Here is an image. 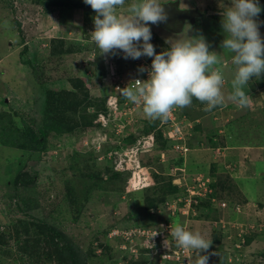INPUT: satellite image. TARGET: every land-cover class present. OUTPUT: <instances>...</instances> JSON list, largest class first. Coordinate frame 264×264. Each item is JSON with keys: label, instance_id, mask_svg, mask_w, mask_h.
<instances>
[{"label": "rangeland", "instance_id": "374dc122", "mask_svg": "<svg viewBox=\"0 0 264 264\" xmlns=\"http://www.w3.org/2000/svg\"><path fill=\"white\" fill-rule=\"evenodd\" d=\"M164 1L169 0H159V2ZM67 2L68 0H0V114L7 113L12 116L21 134L26 131L23 128L28 125L38 127L41 120L42 85H49L50 88L59 92L63 89L69 90L81 67L88 69V75H93L96 65H91L90 63H93L91 61L96 62L97 59L100 60L103 57L106 59L110 56L109 54L102 55L91 39L90 33L94 31L96 13H87L83 9L69 10L66 6ZM131 3L132 0H126L125 5L118 9V13L127 15L128 5ZM231 4L232 0H181L182 8L195 9L198 7L200 12L206 14V17L197 18L194 25L187 23L182 34L167 32L159 25L150 23L148 25L152 38L160 39L161 53L168 50L177 40H188L202 35L210 46L209 51L216 52L220 59V63L215 67L222 70L225 81L222 91L226 97L231 92V80L234 78L235 68L231 63L233 54L221 47L222 41L228 36L222 28V16ZM259 31L261 37L264 38V24H260ZM155 43V50H157V42ZM123 56L122 51L117 52L114 59L116 65L119 66L118 72L129 80L133 77L129 73L134 65L143 58L149 62L145 56L136 60L124 59ZM29 59L34 60L35 68L24 64V61ZM90 83L94 96L102 97L105 94L104 85L106 86L107 80H99L93 76ZM244 91L249 96L251 95L250 105L240 108L226 100L223 106L218 107L220 111L223 110V113L218 115L220 119L215 126H221L222 118L231 112L234 119H241L242 116L247 117L249 114L244 121L245 126H250L251 121H256L261 124L260 130H264V92L259 89L251 91L248 85L245 86ZM195 105L197 106L191 104L189 107L199 109L198 104ZM205 108L206 104H203L202 109ZM93 109L92 111H95ZM136 113H138L139 121L146 120L147 117L142 109ZM218 113L219 111L215 112L214 117ZM132 127L137 136L140 137L143 134L140 131L142 127L139 122ZM35 130L38 131V129ZM255 134L256 136L251 139L261 137L258 132ZM226 137L231 140L236 139L229 134ZM84 139L79 136L73 143V148L82 153L79 156V168L78 161L74 159L73 148L41 154L4 146L0 143L1 227L5 228L11 222L25 219V217L46 220L63 229L88 252L89 264H175L173 260H166L157 247L144 249L136 246L144 245L143 241L129 242L121 236L115 237L111 234L114 229L121 232V230L136 228H155L165 221H171L174 225L179 223L188 231H199L210 240L211 247L207 252L201 253V255L209 256L208 264H223L224 253L228 255L237 253L233 240L237 238L238 228H243V223L238 221L230 223L219 245L211 234L213 225L208 220H200L197 212H192L194 214L189 217L184 213H181L182 216H176L170 212L155 216L152 213L155 208L150 210L147 208V198L155 194L153 189L130 191L123 180L113 179L111 172L110 174L103 173L104 176L112 178L109 182L102 188L95 187L93 181L87 178L88 171L90 168L94 169V164L88 162L86 155L88 148L82 145V142H85ZM254 142L259 143L258 139ZM252 145L255 144L252 143ZM153 155L155 156L156 153ZM174 158H177L178 165L184 160L179 150L172 149L170 159ZM167 160L165 155L163 161L167 162ZM174 169L176 171L181 168ZM20 170L36 178V184L29 188V193L35 194V198L40 194L36 209L28 216L19 210L16 196L24 191L14 189L12 183ZM154 171L157 170L153 169ZM180 176H174L177 178H173L175 183L182 180ZM185 177L187 179L188 176ZM123 178L127 176L120 179ZM71 184L75 188V201L72 203L66 195V187ZM262 185H264V180L260 178L245 181L243 188L247 196L258 200V187ZM261 202L263 206L259 205L257 208L258 221L249 224L250 229H253L249 230V236L255 235L256 239L242 250L244 257L238 264H264L262 255L264 240L261 236V233L264 234V199ZM231 212L237 213L236 205H228L225 210L228 219ZM219 214L212 212L211 216L218 217L216 228L221 231L223 224L220 223L222 221H220ZM115 224L117 226L114 227ZM256 227H259V230ZM107 229H111L108 235L105 233ZM142 250H144L143 258L141 257ZM124 252L127 254L125 255ZM192 252V261H194L196 253L194 250ZM232 259L233 257H230L229 261Z\"/></svg>", "mask_w": 264, "mask_h": 264}, {"label": "trees", "instance_id": "16d2710c", "mask_svg": "<svg viewBox=\"0 0 264 264\" xmlns=\"http://www.w3.org/2000/svg\"><path fill=\"white\" fill-rule=\"evenodd\" d=\"M66 6L69 10L83 9L87 13H95L89 5L84 3V0H68ZM259 6L262 11L256 19L259 24H264V0H259ZM208 11L209 10H207V12ZM200 13L201 17H206V14L202 12ZM155 42H157V50L155 51L157 54H160V39L152 38L150 41L154 47L156 46ZM109 55L110 58L114 59V55ZM146 59L152 64L153 58L146 57ZM91 62H93L90 63L91 65H96L94 71L92 70L93 75H88V69L81 67L78 76L74 79L72 88L69 90L63 89L59 92L50 88L49 85H42L43 92L40 99L41 120L37 128L28 125L26 128H23L26 129V131L21 134L18 132L19 128L16 126V120L12 116L7 113L0 114V143L4 146L17 147L25 149L28 152L33 151L43 154L51 153L55 150H69L73 148V143L79 138V136H81V139L85 138L83 141H91L96 136L97 132L103 130L101 127L94 124V120L98 113L107 111L106 100L109 94L108 87L104 85L105 94L102 97H96L93 95L90 86V80L93 76L99 80H104L107 77L108 65L106 59L103 57L100 60L97 59L96 62H94V60ZM24 64L31 65L35 68L33 59L24 61ZM247 85L251 91L254 89H262L264 87V76L253 77ZM79 95H81V97H79ZM119 97L121 105H123L126 99L122 94H119ZM197 102L198 100L194 98L192 105L197 106L195 104H198L199 109H194V107H185L182 109L177 108L176 113L178 122L180 123L181 128L186 132L184 139L181 142L178 139H171L168 136V132L173 129L169 118H167L166 121H162L160 119L153 120L147 117L145 118L146 120L139 121L137 118L138 113H135L133 121L130 126L125 129L122 135H116L115 130L111 128L107 131L109 137L113 139L115 138L116 142L104 144L101 152L97 151L93 145H84L85 142H82L83 147L86 149L88 148V153H86L88 162L94 164V169L90 168L88 171L89 173L87 174V178L90 179L89 181H93L95 187L102 188L104 184L112 179L111 177L104 176L105 174L103 173L108 172V174H110L111 172L113 174V179L116 178L118 181L123 180L130 191L142 190L139 188L140 179L138 174L130 171H116L113 159L105 158L103 161L99 160L102 154L106 155L111 151H117L124 146L134 144L139 136L136 135L132 126L139 122L140 127H142V129L140 128V131L143 133L142 135L153 133L156 140L153 152L143 154L140 157L141 164L149 169L151 179V184L146 190L153 189L155 191V194L149 195L147 198V208H149V210L154 208L165 210L167 203L189 198V185L187 183H190L191 185L196 184V179L201 175L192 176L189 177V179L187 178V181L182 185H175L173 183L176 179L174 176H180L182 175V172L176 170L177 174L174 176L172 172L175 171L174 168L178 169L184 167L187 159L182 156L184 160L180 161V165H178L177 158L170 159L172 149H174L175 145L180 146L184 144L189 151H191L192 149L188 145H193V141L197 142L196 131L200 133L204 132L207 135V141L209 142L207 144L209 146L217 147L224 145L222 141H218V128L215 126L213 120L214 113L220 111V109L216 107L217 109L214 108L211 111H206L205 109H202L203 103ZM92 108H94L95 111H92ZM247 117L242 116L241 119L230 121L226 125L228 134L236 138L239 134H241L240 137L243 138H254L256 136L255 133L257 132L244 133V129H250V126H245L244 124ZM190 124L193 125L191 130H189L191 128ZM35 129H38V131ZM194 130L195 132H193ZM142 135H140V137ZM215 136L217 139H215ZM227 139L229 138L227 137ZM228 141L233 143V139H229ZM119 142L121 144H119ZM73 150L75 152L74 159L78 161L79 168V156H81L82 153L77 152L75 148H73ZM155 153L156 155L154 156L153 154ZM163 155L164 159L166 155V160L168 159L167 162L162 161ZM153 169L157 170V173L155 171L154 173ZM211 174L209 188L212 190V193H208L204 197L192 196L191 212H197L200 220L205 219L210 221L213 225L211 230L212 237L215 238V242L220 245L222 236L225 234L226 230L222 229L220 231V229L216 228V223L219 220H217L218 217L216 216L212 217L211 213H220V221H222L223 216H226L225 210L228 208V205L237 206L238 204L236 203L240 200L236 194L237 190L235 191L236 185L229 174H217L216 165H212ZM124 176H127V178L120 179ZM173 178L175 179L173 180ZM12 183L14 189H20L22 192L24 191L16 196L18 197L17 202L19 210L22 214L28 216L30 212L36 209L40 196L39 194L35 198V194L33 195L32 193H29V188L31 186L34 187L36 184V178L30 177L28 174L23 173L20 170ZM74 190L75 188L73 184L66 187V195L71 203L75 201ZM213 199H216V202H213ZM241 200L244 202L247 201L245 198ZM220 201H225L227 207L223 208ZM178 205L182 208L185 203L184 201L178 202ZM259 205L262 207L263 202L259 203ZM179 215L182 216L181 213L176 214V216ZM226 221H229V219ZM253 222L254 221L251 220L247 224ZM113 226L115 227L117 225L115 224ZM256 229L259 230V227ZM110 230L111 229L106 230V235H108ZM249 235L245 237L246 246H249L256 239L255 235ZM261 236L264 240L263 233H261ZM143 251L144 250H142L141 255L142 258L144 255ZM124 254L126 255L127 253L124 252ZM262 255L264 256V252ZM227 257L228 254L224 253L222 260L223 264H229ZM88 261V252H86L73 237L69 236L60 227H57L46 220L25 217V219H17L16 222H11L10 225L5 228L0 226V264H89Z\"/></svg>", "mask_w": 264, "mask_h": 264}, {"label": "clouds", "instance_id": "9594fccd", "mask_svg": "<svg viewBox=\"0 0 264 264\" xmlns=\"http://www.w3.org/2000/svg\"><path fill=\"white\" fill-rule=\"evenodd\" d=\"M125 2L84 0L96 13L94 31L90 35L102 55H115L122 51L124 59L136 60L142 56L153 58L150 71L144 68L139 70L148 71L149 78L146 81L135 80L134 87L129 85L120 89L126 100L134 105H142L146 117L166 121L174 108L189 107L194 98L206 104V111L223 106L226 100L240 108L250 105L251 97L244 88L253 77L264 76V38L261 37L260 24L256 19L262 11L259 0H232L231 7L222 16V28L228 36L222 41L221 47L233 54L231 63L235 68L231 92L227 97L222 91L225 82L222 70L215 67L220 59L216 52L209 51L210 46L202 35L177 40L168 50L157 54L150 43L152 32L148 25L166 20L162 4L159 0H132L128 5V14L121 15L118 9ZM259 90L264 92V87ZM184 146L175 145L174 149L187 157L190 151L184 152ZM229 168L231 166L227 170ZM178 171L183 175L185 169ZM170 237L171 240H164L166 248L174 242L177 248L195 251L196 259L190 264H208L209 256L201 253L207 252L212 242L199 231H188L177 223L171 225Z\"/></svg>", "mask_w": 264, "mask_h": 264}, {"label": "built area", "instance_id": "2783aa9c", "mask_svg": "<svg viewBox=\"0 0 264 264\" xmlns=\"http://www.w3.org/2000/svg\"><path fill=\"white\" fill-rule=\"evenodd\" d=\"M106 63L108 65V74L104 80H107L106 86L109 89V94L106 100L107 111L98 113L96 119L94 120V124L101 127L103 130L97 132L96 136L91 141H85V145L91 144L99 152L102 151L104 144L109 142H116L115 138L113 139L109 137L107 131H109V129L111 128L115 130L116 135H122L125 129L129 127L131 122L133 121L135 113L142 109V105H134L128 100H126L124 104L121 105L119 97V94H121L120 89H124L129 85L134 87L133 82L135 80L146 81L149 78L148 71L151 70V64L143 59L137 64L135 63L136 65L133 66L131 72L129 73L133 77L129 80L123 77V75L118 72V66L116 65L115 60L113 58H106ZM140 68L147 69L148 71L140 72ZM176 111L177 108H174L168 117L173 127V129L168 132V136L171 139L183 140L186 132L184 131V129L181 128V125L178 122ZM190 127L192 128L191 124ZM155 143L156 140L155 135L153 133L142 135L134 144L129 145L130 147L124 146L120 150L111 151L106 155L102 154L99 160L103 161L105 158L113 159L116 171H130L138 174L140 179L139 188L146 189L150 186L151 179L149 169L141 164L140 157L143 154H149L153 152L155 148ZM119 144L121 143L119 142ZM182 150H184V152H187L188 148L184 146L182 147ZM162 159H164V155L162 156ZM185 176L186 174L185 172H183V175L180 178L182 180H180L178 183H175L174 181V184L182 185L184 182L187 181ZM210 182V178L204 179L201 176H198V178L196 179V184L191 185L190 183H187L189 185V198L175 200L172 203L169 202L166 204L165 210L154 209L152 210V213L155 216H160L165 212H170L172 215H176L177 213H184V215H187L189 217L190 215L194 214L191 212V197H204L208 193H212V190L209 188ZM182 201H184L185 205L181 208L179 207L178 202ZM213 202H216V199H213ZM220 202L223 208L227 207L225 201ZM241 211L242 208L240 206H236V212L239 213ZM221 223L223 224L222 229L227 231L228 226L232 222L222 221ZM171 225L174 226V224L169 221L161 223L159 224V226L150 229L136 228L134 230H121V232L119 230L114 229L111 231V234L115 237L121 236L123 239L129 242H134L135 240L143 241L144 245L136 246H139L144 249L157 247V250L161 252V254L166 260H173L176 264H190V262L192 261V250L185 251L183 249L177 248L174 242L170 244L169 248H166L164 246V240L166 238L171 240ZM249 230H253L250 229L249 224H245L242 229L238 228L237 238L233 240L234 249L237 253H232L228 255L227 258L229 263L235 264L236 262V264H238L242 261L244 257L242 250H244L246 247L245 237L249 235ZM230 257H233L231 261H229Z\"/></svg>", "mask_w": 264, "mask_h": 264}, {"label": "crops", "instance_id": "0c3cea01", "mask_svg": "<svg viewBox=\"0 0 264 264\" xmlns=\"http://www.w3.org/2000/svg\"><path fill=\"white\" fill-rule=\"evenodd\" d=\"M222 113L223 110L219 111V113L214 117L213 120L215 124H217V121L220 119L218 115H222ZM232 120H234V115L233 113L228 112V114L222 118L221 126H216L218 128V141H222V143H224L223 146H209L207 144L209 143L207 141V135L204 132L200 133L196 131L197 142L192 140L193 145H188L192 150L188 153L187 157H185L187 160L185 161V166L182 168L185 169V172L187 170V173L185 174L188 176V179L189 177L197 175H201L204 179L210 178L212 176V165H216L217 174L230 173L229 175L236 185L235 191L237 190V197L240 200L236 204L241 205L243 211L235 214L234 212H231L229 221L227 222L234 223L238 221L245 225L251 220L254 222L258 221L257 208L259 207L261 200L264 199V185H262V187H258V200L247 196L243 188V183L245 181L259 180L260 178L264 180V130H260L261 124H258L256 121H251L250 129L255 130L244 129V133L258 132L261 134V139L256 138L259 143L254 142L256 139L253 140V138L250 139L247 137H240L241 134H239L236 139H233V143H231L226 137L228 134L226 124ZM222 126L224 127L222 128ZM193 132H195V130ZM215 139H217L216 136ZM252 143L255 145H252ZM218 156H222V158H218ZM228 166H231V168L227 170ZM226 171H229V173ZM172 174L176 175L177 172L173 171ZM243 198L247 199V201H242L241 199ZM225 218H227V216H223L222 219L226 221L228 218Z\"/></svg>", "mask_w": 264, "mask_h": 264}, {"label": "water", "instance_id": "95a60500", "mask_svg": "<svg viewBox=\"0 0 264 264\" xmlns=\"http://www.w3.org/2000/svg\"><path fill=\"white\" fill-rule=\"evenodd\" d=\"M159 3L162 4L167 18L157 24H150L159 25L167 32L182 34L187 26V23L194 25L197 18L201 17L198 7L195 9L182 8L181 0H169Z\"/></svg>", "mask_w": 264, "mask_h": 264}]
</instances>
